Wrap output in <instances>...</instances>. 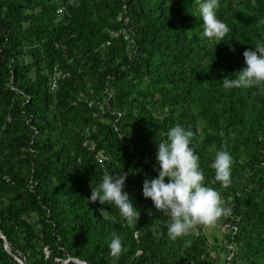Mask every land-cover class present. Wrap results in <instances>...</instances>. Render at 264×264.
Here are the masks:
<instances>
[{
    "label": "trees",
    "instance_id": "obj_1",
    "mask_svg": "<svg viewBox=\"0 0 264 264\" xmlns=\"http://www.w3.org/2000/svg\"><path fill=\"white\" fill-rule=\"evenodd\" d=\"M200 2L0 0V264H211L205 238L170 239V218L142 195L177 124L194 133L204 184L228 214L225 264H264V86L223 88L264 42V0H219L230 29L220 41L203 35ZM122 29L132 42L112 37ZM55 70L68 75L52 92ZM220 150L233 159L227 188L211 168ZM120 170L136 227L115 205L87 201L91 184Z\"/></svg>",
    "mask_w": 264,
    "mask_h": 264
},
{
    "label": "clouds",
    "instance_id": "obj_2",
    "mask_svg": "<svg viewBox=\"0 0 264 264\" xmlns=\"http://www.w3.org/2000/svg\"><path fill=\"white\" fill-rule=\"evenodd\" d=\"M219 0H203L198 4L202 18L203 35L209 41H220L229 33L228 25L217 18ZM264 25V20L259 21ZM244 67L236 78H223V88H250L264 86V42L256 41L254 48L243 52ZM166 139L157 144L155 154L159 171L155 178H146L142 185V195L150 199L156 212L168 216L167 235L177 239L188 233L195 225L210 226L223 214L221 194L213 187L205 186L204 173L200 168L199 157L191 146L194 133L185 130L179 124L164 133ZM233 159L226 150L216 153L211 165L214 179L222 188L230 186L231 166ZM105 174L98 186L90 185L91 194L88 203L100 205L112 204L119 211L121 218L136 227L141 212L124 190L128 173ZM167 180V182H165ZM102 217L109 212L99 209ZM151 214V212H149ZM123 251L121 239L114 236L109 244V252L118 258Z\"/></svg>",
    "mask_w": 264,
    "mask_h": 264
},
{
    "label": "rangeland",
    "instance_id": "obj_3",
    "mask_svg": "<svg viewBox=\"0 0 264 264\" xmlns=\"http://www.w3.org/2000/svg\"><path fill=\"white\" fill-rule=\"evenodd\" d=\"M227 212H224L222 216L227 217ZM221 217V216H220ZM218 218L214 224L210 226L205 225H195L192 229L188 231L190 235L196 237L205 238L207 243V254L204 257L205 260H208L211 264L216 262L217 264H225L227 260L232 256L229 255L228 250H232L230 245L226 246V250L222 247V244H225L226 236L230 233V229L223 222V218ZM63 264L71 263L69 259L62 262Z\"/></svg>",
    "mask_w": 264,
    "mask_h": 264
},
{
    "label": "built area",
    "instance_id": "obj_4",
    "mask_svg": "<svg viewBox=\"0 0 264 264\" xmlns=\"http://www.w3.org/2000/svg\"><path fill=\"white\" fill-rule=\"evenodd\" d=\"M57 13L59 14L60 11H57ZM118 19H120V17H118ZM127 23V20L125 21ZM130 29H122L119 33H114L112 34V37H117L119 36L120 34L121 35H124V38L126 40H130V42H132V40L130 39ZM107 44H109V42H107ZM68 75V73L66 72H62V71H59V70H55L54 74L52 75L51 79H50V83H49V87H50V91H54L57 86H58V83L64 79L66 76ZM91 149L94 148V144L92 143L91 146H90ZM95 158H96V161L103 167L105 165L106 162H108L109 160V157L103 152V151H97L95 152Z\"/></svg>",
    "mask_w": 264,
    "mask_h": 264
},
{
    "label": "water",
    "instance_id": "obj_5",
    "mask_svg": "<svg viewBox=\"0 0 264 264\" xmlns=\"http://www.w3.org/2000/svg\"><path fill=\"white\" fill-rule=\"evenodd\" d=\"M1 238H2L3 241H4V248L7 249V247H8V245H7V241L3 238V236H1ZM16 260H17V262L20 263V264H25L22 260H20V259H18V258H16ZM69 261H70V262H73V263H75V264H87V263H85V262H83V261H80V260H77V259H72V258H70Z\"/></svg>",
    "mask_w": 264,
    "mask_h": 264
}]
</instances>
